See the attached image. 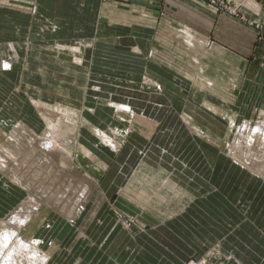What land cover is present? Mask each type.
Returning <instances> with one entry per match:
<instances>
[{
	"label": "rangeland",
	"instance_id": "rangeland-1",
	"mask_svg": "<svg viewBox=\"0 0 264 264\" xmlns=\"http://www.w3.org/2000/svg\"><path fill=\"white\" fill-rule=\"evenodd\" d=\"M201 1L217 13L234 16L261 32L264 0ZM172 29L167 24L156 29L153 33L156 38H149L142 53L151 67L170 66L171 63L174 69H183L185 74L172 80L174 86L148 87L145 83L153 81L146 75H139L137 70L121 71L129 68V64H118L117 55L113 56L112 68H106L109 62L93 54L97 46L130 56L134 45L128 44L126 39L132 38L136 43L133 40L136 33H122L127 36L121 41L117 39L121 32L114 30L98 31L95 37L83 40L85 46L81 42L82 47L93 52L85 55L87 63H83L82 53L61 50L69 45L52 43L47 52L41 51L36 45L48 42L37 39H33L34 54L27 55L29 48L25 47L23 34L16 42L21 45L16 53L18 63L13 74L9 76L5 73L8 70L0 65V116L6 117L11 125L24 123L37 137L44 136L46 127L42 113L33 101L50 105L70 103L82 109L87 122L98 129L107 127L112 116L118 115L106 107L109 101L127 105L136 114L148 116L146 119H151L146 120L148 122L156 121V129L149 137L131 130L129 123H124L120 131L122 146L116 151L111 149L112 156L104 155L94 147L93 142L99 144V139L92 137L88 127L81 125V132L89 134L83 136L82 141L109 163L95 180L94 189L93 182L87 180L90 182V189L87 187L89 199L74 218L60 215L49 205L50 201L44 205L46 196L43 193L55 194L52 180L34 174L37 170L32 168L38 164L36 157L26 160V172L1 163L0 218H5L26 201L39 205L43 221L41 226L38 223L32 225L28 238L40 241V255L48 252L50 257L46 264H264V178L254 172L248 148L234 150L231 147L234 132L233 128L228 129L229 117L235 120V125L252 123L256 117L259 121L264 119L260 115L264 114V101L256 102L257 95L264 94V83L257 80L256 84L262 86L254 87L252 83L242 86V81L248 79L247 76L244 78L245 62L224 58L225 65H220L216 59L222 56L213 45L195 36L192 45L187 44L181 36L184 30ZM258 39V42L263 40L261 35ZM0 41L9 42L8 38ZM31 41L27 40V46ZM9 57L2 56L0 63ZM48 57L61 62L65 58L66 63L76 68V78L65 70L67 73L63 74L67 75L63 76H71L63 79L64 84L60 86V81L56 80L58 76L56 81L53 78L55 71L41 72L36 59ZM51 65L54 69L61 67V64ZM116 65H120L119 70L114 68ZM80 66L81 70L77 69ZM228 67L231 73L223 71L224 81L230 82L236 73L237 83L232 85L230 82L226 88L211 87L210 79H216V72ZM43 74L46 77H42ZM162 76L159 75V81L161 78L166 81ZM43 78L49 79L47 86L43 85V81L47 84ZM201 86L204 95L220 96L225 104L209 102L208 108L203 107L206 102L202 93L203 102L201 99L197 105L190 102L191 92L200 90ZM57 87L67 94L59 92ZM211 107L219 109L218 112H212ZM45 112L50 125L55 124L56 130H60L53 112ZM184 113L186 115L181 117ZM169 114H176L177 118L173 119L177 121L170 119ZM131 117L130 114V117L121 116L120 119H128L131 124ZM190 121L204 132L208 131L209 138L193 133L187 124ZM6 136V133L2 134V137ZM77 138L79 140L80 136ZM68 139L72 137L68 136ZM27 150L23 140L15 144L14 151L20 157H25ZM255 156L262 158L264 153ZM71 165L77 168L75 177L71 178L76 185L87 173L81 164ZM48 168L46 165L41 170L49 174L48 178H57L55 171L59 167L46 172ZM61 179H66V175ZM24 183L32 186V196L22 187ZM74 187L80 190L83 185ZM40 196L43 202L39 200ZM123 200H127L132 208L123 205Z\"/></svg>",
	"mask_w": 264,
	"mask_h": 264
},
{
	"label": "crops",
	"instance_id": "crops-1",
	"mask_svg": "<svg viewBox=\"0 0 264 264\" xmlns=\"http://www.w3.org/2000/svg\"><path fill=\"white\" fill-rule=\"evenodd\" d=\"M261 22L262 29L260 32V30L247 26L234 16L217 13L201 0H0V39L8 38L9 40V42L0 41V60H2V56H10L8 60L12 63L10 67L5 69L8 70L5 73L9 76L13 74L12 71L17 67L16 63H18L14 59L13 54L17 55L16 53H18V48L21 44H17L16 42L17 40H21L23 34L24 39H26L24 42L26 44L25 47L29 48L27 55H32L34 54L33 49L35 45L33 39L41 42L47 41L46 45L43 43L36 45V48L47 52L52 43L65 44L69 45V47L77 48L82 42L85 46L83 40L95 37L98 31L112 32L114 30L115 32H121L119 38H117L121 41L127 36L122 35V33H130V35L136 33L137 37H133L136 43H133L132 38L126 39L128 44L130 42V44L134 45V51L130 56H126L120 52H116V54L114 53L115 51H109L107 47L98 48L99 46L95 48L94 53L90 48L86 50L87 47L80 46L78 54L82 53L81 59L84 60L83 63H87L88 60L85 55L92 53L99 55L100 60L109 62L108 65L110 67L105 66L106 68H112L113 56L117 55L119 57L118 64H129L127 65L129 68L121 70L123 73L137 70L139 75H146L147 79L152 80L160 87L174 86L172 80L182 77L181 75L185 74L183 69H174L171 63L170 66L157 67L153 65L151 67V65L146 63L142 53L146 49L145 46L150 40L149 38H156V35L153 34L154 31L162 25L167 24L173 27L174 29L172 30L174 31L176 29L177 31L183 29L184 31L181 36L184 37L186 43L187 41L190 42L187 44L192 45L195 36L196 39L213 45L222 56L216 59V62L220 65H225L224 58L234 60L233 62H236V60L245 62L244 78L247 76L248 79L242 81V86L252 83L254 87H258L262 86V84L257 85V80L264 83V18ZM260 35L263 38L262 42H258ZM27 40H32L31 44L28 45L29 47L27 46ZM49 58L51 57L44 60L42 58L36 59V62L40 63L41 67L39 70L41 72L51 70L53 73L55 71L56 73L53 78L55 80L56 75L58 76L56 80L60 81V86L64 84L63 79L71 76H63L67 75L63 74V72H66L65 70L72 74L73 79L76 78V68L66 63L65 58H63V63L57 58ZM3 62L4 60L1 61L0 65ZM51 63L55 66L61 64V67L54 69ZM116 66L114 68L118 69L120 67V65ZM81 68L80 66L77 69L81 70ZM228 70L230 74L231 68L229 67L217 71L216 75L218 77L213 80L210 79L211 84H213L211 87L216 89L220 87L226 88L230 82L232 85H235L237 83L236 73L230 82L224 81L226 76L223 74V71L227 72ZM150 74L152 75L150 76ZM159 75H163L162 77L166 81H162V78L159 81ZM175 76L177 77L175 78ZM42 77L46 76L43 74ZM43 79L47 81V84L43 81V85L47 86L49 79ZM73 84L76 83L73 82ZM202 87L200 90L198 88V90L194 89L191 92L190 102L195 105L199 104L198 101L200 99L203 102L202 94H205V90H202ZM219 97L214 96V94L211 96L204 95L206 103H203V107L208 108L209 102L225 104L224 99H220ZM215 98L216 101L214 100ZM262 101H264V94H258L256 102ZM210 110L212 112H216L217 110L218 112L219 109L211 107ZM184 115L186 114L184 113L181 117ZM153 118H158V116L153 115ZM169 118L175 122L177 121L173 119L177 118L176 114H169ZM187 128L190 129L189 127ZM86 129L91 131L89 127ZM205 132L208 133V131ZM170 148H173V146ZM128 150L130 149L128 148ZM99 151L103 152L104 155L105 153L110 156L113 155L112 152L109 153L100 149ZM145 166L149 167L147 164ZM143 183L147 184L145 181ZM122 204L132 208V206H129L127 200H123ZM134 209L133 211H135ZM249 246H251V243H249Z\"/></svg>",
	"mask_w": 264,
	"mask_h": 264
},
{
	"label": "bare ground",
	"instance_id": "bare-ground-1",
	"mask_svg": "<svg viewBox=\"0 0 264 264\" xmlns=\"http://www.w3.org/2000/svg\"><path fill=\"white\" fill-rule=\"evenodd\" d=\"M187 43L190 42L187 41ZM80 46L82 47V43H80ZM79 47L72 48L64 46L61 50H68L73 52V54H78L80 51ZM13 57L17 60L15 54H13ZM11 63L12 62L9 60H4L1 64L2 69L5 70L7 67H10ZM145 85L148 87H158L154 82H146ZM57 90L67 94L64 89L62 90L57 87ZM33 104L38 107L39 111L42 113L41 116L44 118L46 127L43 134L44 136L37 137V135L30 131L22 122L21 124L17 123L15 125H11V123L8 124L9 120L6 117L8 121L3 118V115L0 116V165L2 166L1 163H4L3 165H9V168L11 167L14 170L23 169L22 171L26 172L28 171L25 163L26 160L31 157H36V162L38 164L32 168L33 170H37L34 174L43 176L48 181L52 180L53 193L55 194L54 196H49L43 193V195L46 196L44 205L48 204L50 201L49 205L53 209L56 208L57 212L66 218H74L75 214L84 207L90 195L87 187L89 186L90 189V182L91 184L93 182V189L95 188V180L102 175L107 168V163H109L103 161L104 159L102 160V157L100 158L88 147L89 145L87 143L85 144L82 141L83 136L90 134L94 138L97 137L99 139V144L93 142V146L111 153V149L116 151L121 145L120 141L123 136L120 131L123 129L124 123H129L128 125L131 126V130L135 129L141 135L147 134L148 137L154 133V125L156 124V121L153 119V122L146 121H151V119H146L148 116L145 117L143 114H136L129 106L111 101H109V105L107 104L106 107L111 110L113 114H118L119 116H112L108 126L104 129H98V127L88 123L84 111L76 106L69 105L70 103L65 104L61 102L50 105L33 101ZM103 104L106 105L105 103ZM45 111L53 112L57 120L56 126L60 130H56L55 124L50 125L48 115ZM130 114L132 115V125L128 120L120 119L121 116L124 118L130 117ZM260 115L264 117V114L260 113ZM187 119L192 120L191 117H187ZM259 120L260 119L257 120L256 117V121L252 123L243 122L240 125H235V120L229 117L228 129L231 130L233 128L234 132L231 147L234 150H241L242 147L248 148L252 155L250 161L254 162V172L257 171V174L259 173L258 175L264 178V157L257 158L255 156V154L264 153V119L261 121ZM7 124L9 126H7ZM187 124L191 128L190 130L194 131L193 133L199 137L205 135V137L207 136L209 138V133L204 132L194 121H190ZM81 125L91 129V131L89 130V134L81 132ZM130 126H128V130ZM3 133H6L7 136L2 137ZM58 135L60 136L59 138L57 137ZM68 136H71L72 139H68ZM79 136L80 138L77 140ZM19 140H23L28 147L25 157H20V155L16 154L14 151L15 144H17ZM76 154H78V156ZM239 157H241V155H239ZM2 159L5 161H2ZM256 160H261V162L258 163ZM71 163L81 164L87 173L84 178L80 179L79 184L83 185V187H80V190L75 189L74 186L79 184L75 185L73 179H71L75 177L73 174L77 169L75 166L71 165ZM46 165L49 167L46 172H49V169L59 167L55 171L57 178H48L49 174L42 172L41 169ZM257 167H259V169H257ZM66 171V174H62V172ZM63 175H66V179H61ZM87 180L90 182H87ZM58 181H60L61 184H58ZM22 187L28 191L29 196L33 195L32 191H30L32 189L31 185L24 183ZM39 200L43 202V197L40 196ZM38 208L39 205L37 207L26 201L10 212L5 218H0V264H46L48 262L50 257L48 252H42V255H40V241L28 238L32 233V225L35 223L40 225L43 221Z\"/></svg>",
	"mask_w": 264,
	"mask_h": 264
}]
</instances>
